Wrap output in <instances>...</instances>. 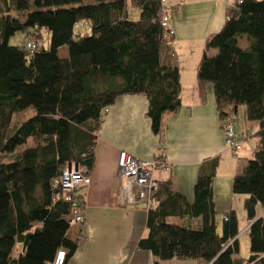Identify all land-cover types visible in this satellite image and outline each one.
<instances>
[{
  "label": "trees",
  "instance_id": "obj_1",
  "mask_svg": "<svg viewBox=\"0 0 264 264\" xmlns=\"http://www.w3.org/2000/svg\"><path fill=\"white\" fill-rule=\"evenodd\" d=\"M131 7L139 9L137 19L130 18ZM163 7L160 0H0V155L31 142L13 160L0 162V264H47L59 249L66 251L65 264L72 257L80 234L69 236L73 208L52 181L69 161L90 173L101 113L117 97L145 96L155 134L163 114L180 109L179 68L161 60L171 50L160 25ZM78 23L88 30L76 31ZM42 29L49 32L47 48L39 43ZM17 32L39 47L30 52L26 44L10 45ZM244 37L246 47L240 45ZM207 84L222 119L244 106L246 119L258 122L252 157L232 183L235 194L245 195L250 256L238 255L234 211L222 214L218 227L212 174L203 173L189 205L199 224L168 222L174 210L165 200L156 203L159 183L137 248L160 261L264 264V0H235L221 29L208 37L196 68L202 102ZM29 107L35 114L9 130L13 115ZM80 203L84 208L82 193Z\"/></svg>",
  "mask_w": 264,
  "mask_h": 264
},
{
  "label": "crops",
  "instance_id": "obj_2",
  "mask_svg": "<svg viewBox=\"0 0 264 264\" xmlns=\"http://www.w3.org/2000/svg\"><path fill=\"white\" fill-rule=\"evenodd\" d=\"M235 0H169L167 8L174 34L170 52L163 51L161 60L175 64L180 71L181 107L162 116V130L155 134L147 116L148 101L140 94L116 98L95 132L94 165L88 175L91 182L82 188L83 223L74 226L69 236L79 232L80 239L66 264H202L200 259L156 260L151 252L137 248L147 234V211L142 208H122L118 202L120 180L118 154L121 150L141 158L152 159L164 152L170 171H156L162 189L156 203L164 201L174 213L168 222L198 225L199 218L189 213L194 201V184L198 174H212V198L221 215L234 211L239 232L250 224L243 207L245 195L232 190L234 176L246 164L241 152L232 154L224 146L223 119L216 107L212 84L205 86L202 102L196 92V68L208 37L223 26L228 9ZM139 12L131 7V12ZM83 30V24L76 31ZM240 45H248L246 38ZM62 54L65 47L60 48ZM239 107V106H238ZM235 108V130L250 141L251 154L257 144L258 122L248 121L245 107L240 118ZM14 116V115H13ZM253 136V137H252ZM171 192V193H170ZM261 213V212H260ZM245 227L240 228V221Z\"/></svg>",
  "mask_w": 264,
  "mask_h": 264
},
{
  "label": "built area",
  "instance_id": "obj_3",
  "mask_svg": "<svg viewBox=\"0 0 264 264\" xmlns=\"http://www.w3.org/2000/svg\"><path fill=\"white\" fill-rule=\"evenodd\" d=\"M165 6L169 0H160ZM180 2L181 0H174ZM163 7L160 18V25L164 29L166 36L172 38L174 30L170 25V14ZM84 33L88 30V24H83ZM39 47L35 40L26 43V48L33 52ZM108 112V107L103 110L102 118ZM236 115L223 119L224 146L232 154L237 155L242 150L244 134L235 130ZM118 177L120 180L118 191V202L122 208L139 207L144 210L151 209L154 205V194L157 192L159 182L155 177L156 171H170L171 166L166 160V154L160 152L152 159L138 158L125 150H121L117 159ZM91 182L90 176L84 173V168L74 161L66 162L58 177L54 178L52 185L59 189V197L69 203L73 211L68 215L69 225L72 229L83 223V207L80 203V194L82 188L88 186ZM226 220V216H222ZM66 251L59 249L53 260L47 264H65Z\"/></svg>",
  "mask_w": 264,
  "mask_h": 264
},
{
  "label": "rangeland",
  "instance_id": "obj_4",
  "mask_svg": "<svg viewBox=\"0 0 264 264\" xmlns=\"http://www.w3.org/2000/svg\"><path fill=\"white\" fill-rule=\"evenodd\" d=\"M130 18L131 19H137L139 16V12H131L130 13ZM80 24L82 23H78L76 24V27H78ZM30 39V36L27 33H23V32H17L15 33L13 36L10 37L9 39V44L10 45H16V46H22L24 44H26V42ZM39 43L44 47L47 48L48 47V43H49V32L42 29L41 31V38L39 40ZM212 54H214V52H212ZM211 54V55H212ZM244 106H239L238 110H237V115L240 118V115H242ZM34 109L32 107H29L28 109H26L25 111L16 113L13 118L12 121L9 125V130L12 129L13 127H15L18 123L24 121L25 119L31 117L32 115H34ZM235 121H237L235 119ZM253 137V136H252ZM251 142L247 141V140H243L242 146H243V150L241 152V160L246 161L247 159H250L252 157L251 154V147H250ZM31 142H28L27 144H24L22 146H20L17 150H15V152L13 153H4L0 155V162H7L10 160H13L24 148H26L27 146H30ZM216 223L218 225V227L221 226L222 220L216 219ZM245 220L240 221V228L245 227ZM238 246H239V252L238 255L244 259H247L250 256V243H249V237L248 234L245 231H241L238 234ZM20 246L17 245L15 247V253H18V251L20 250Z\"/></svg>",
  "mask_w": 264,
  "mask_h": 264
}]
</instances>
